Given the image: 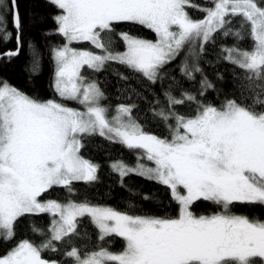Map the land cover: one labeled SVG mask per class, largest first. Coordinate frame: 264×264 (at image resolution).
<instances>
[{"label": "snow or ice", "instance_id": "1", "mask_svg": "<svg viewBox=\"0 0 264 264\" xmlns=\"http://www.w3.org/2000/svg\"><path fill=\"white\" fill-rule=\"evenodd\" d=\"M45 2L57 12L52 17L56 28L44 34L59 35L65 41L51 46L55 63L52 87L61 100L78 102L83 111L55 99L30 97L0 79V239L12 240L16 224L25 215L52 217L44 243L38 246L21 240L0 255V264H63L43 258L42 252L58 251L54 242L62 243L76 234L78 218L85 216L99 230L101 240L115 235L123 238L125 246L119 252L101 247L83 257L73 247L65 256L74 264H264V219L232 211L237 202L264 206V90L243 102L226 100L219 107L202 99L207 90H215L207 77L201 80L199 92L184 91L182 99L166 91L168 110L162 107L157 115L167 125L169 139L144 131L131 116L134 106L119 105L109 119L108 108L100 103L104 93L97 82H88L81 75L83 66L99 71L107 62L116 61L154 84L165 78V66L191 45L188 55L194 59L193 66L189 67L186 56L180 72L192 81L194 73L202 72L198 59L214 33L241 37L228 27L230 18L241 16L250 22L253 47L222 51L227 53L226 60L252 74L246 80L264 79V7L257 0H211L212 7L199 9L204 17L194 20L186 11V6H195L190 0ZM9 15L17 47L0 54V59L10 60L23 46L21 17L17 0H0L3 41L12 35L7 30ZM120 23L144 26L156 39L121 32L118 38L125 50L112 51L114 26ZM74 42H90L103 54L74 48ZM29 47H33L31 42ZM41 59L33 57L34 69ZM248 99H252L251 105ZM185 101L195 104V110L187 115L172 110ZM170 119L175 120L174 127L168 123ZM97 132L128 149L143 150L155 167L138 164L133 168L122 161L111 167L121 182L135 173L167 186L179 205L175 217L131 215L87 199L76 202L70 198L75 194L73 182L97 180L99 165L80 155L81 135ZM53 187L67 189L66 203L42 199ZM201 199L221 211L194 214L191 207ZM32 230L46 234L34 224Z\"/></svg>", "mask_w": 264, "mask_h": 264}, {"label": "trees", "instance_id": "2", "mask_svg": "<svg viewBox=\"0 0 264 264\" xmlns=\"http://www.w3.org/2000/svg\"><path fill=\"white\" fill-rule=\"evenodd\" d=\"M22 25L23 46L20 54L10 60L0 59V79L7 81L10 85L20 91L41 101L55 99L62 103L74 104L71 101L61 100L52 87L55 63L52 59L51 46L62 45L65 41L59 35H45L56 28L52 17L57 10L50 6L45 0H17ZM259 4L263 0H257ZM194 7L186 6V11L194 20L202 19L205 15L200 8L212 7L211 0H190ZM229 28L232 32H240L241 37L233 35L224 36L223 32L217 31L213 38L204 46V52L198 59L202 69L200 73H194V80L181 74L180 66L188 58L189 67L193 66L194 59L189 56L191 45H186L178 57L163 69L165 78L157 80L156 83L148 81L141 73L134 72L127 66L116 61H110L99 70L82 67L81 75L88 81L97 82L98 87L104 93L102 104L111 108L116 105L134 106L131 112L132 118L137 121L143 130L159 137L171 138V133L163 121L157 115L163 107L168 110V101L164 95L171 91L177 99H182V92L188 91L197 93L200 91V82L204 77L215 86V90H207L202 98L205 103H212L219 107L229 99L243 102L245 97H255L258 91L264 90V79L251 81L245 77L252 75L225 59L226 52L223 48L236 47L239 50H249L253 47L250 36V22H244V18L236 16L230 18ZM11 15L8 16L7 30L12 33L7 41L0 40V54L14 50L17 47L15 29L12 24ZM112 34V51L124 49L123 43L119 40L118 34L129 32L134 36L155 40L156 35L144 26L120 23L114 26ZM105 42L109 39L103 37ZM29 42L33 47H29ZM73 47L89 51H99L90 42H74ZM195 51L199 53V44ZM42 56L38 69L33 68V57ZM173 77L178 83L173 82ZM222 77V79L220 78ZM171 85V88L169 87ZM247 103L252 104V99ZM195 104L185 101L183 105L174 106L172 110L181 115H187L195 110ZM173 127L175 120L168 121ZM82 147L80 155L99 165L97 180L91 183L73 182L74 195L70 198L76 202L87 199L92 204L111 206L119 211L131 215H149L157 217H175L179 212V205L172 199L170 190L154 180L131 173L123 179L118 172L111 167L112 163L122 161L126 165L135 164L141 154V149H128L125 145L115 140L102 137L99 133L82 134ZM147 197V199L145 198ZM43 200L56 199L66 203L69 199L67 189L53 187L42 196ZM196 215H211L221 209L212 202L199 200L191 207ZM236 214L259 217L264 219V206L241 204L239 202L232 206ZM50 214L25 215L20 218L15 226V236L12 240L5 242L0 239V255H4L21 240H29L36 245L44 243L50 233L48 228L51 222ZM43 229L45 235L33 232L32 225ZM99 230L91 222L90 217L78 218L77 232L66 238L62 243L54 242L58 251H43L42 256L48 260L62 261L63 264H74L72 258L65 256V253L75 247L83 257L85 253L99 250L101 247L113 252L122 251L125 241L115 235L100 238Z\"/></svg>", "mask_w": 264, "mask_h": 264}, {"label": "rangeland", "instance_id": "3", "mask_svg": "<svg viewBox=\"0 0 264 264\" xmlns=\"http://www.w3.org/2000/svg\"><path fill=\"white\" fill-rule=\"evenodd\" d=\"M260 6H262V7H264V0H263V3L262 4H260ZM73 47V46H72ZM75 48V47H74ZM78 49V48H77ZM79 50H86V49H79ZM125 50V47H124V49L123 50H121V51H124ZM94 52V51H93ZM95 53H97V54H103L100 50L99 51H95ZM84 67V66H83ZM82 69V68H81ZM86 80V79H85ZM86 81H88V80H86ZM88 82H92V81H88ZM71 102H73L74 104H67V103H64V104H66L67 106H69V107H73V108H77V109H79V110H81V111H83V106L82 105H80L78 102H75V101H71ZM100 103H101V105H103L102 104V100L100 101ZM103 106H105V105H103ZM119 105H116V106H114V107H111V108H109V107H107V106H105L106 108H108V117H109V119H111L115 114H116V109H117V107H118ZM140 156H139V158H140V160H138L135 164H133V165H128L129 167H133V168H135L138 164H143V165H145L146 167H155V165H154V163H152V162H150V161H148L147 159H146V156H145V154H144V152H143V150L141 149V154H139ZM115 163V162H114ZM113 164V163H112ZM6 254V253H5Z\"/></svg>", "mask_w": 264, "mask_h": 264}, {"label": "water", "instance_id": "4", "mask_svg": "<svg viewBox=\"0 0 264 264\" xmlns=\"http://www.w3.org/2000/svg\"><path fill=\"white\" fill-rule=\"evenodd\" d=\"M15 50V49H14ZM7 52V51H6Z\"/></svg>", "mask_w": 264, "mask_h": 264}]
</instances>
